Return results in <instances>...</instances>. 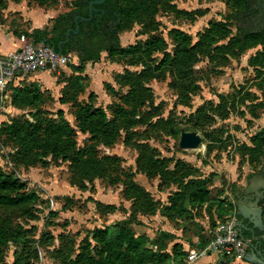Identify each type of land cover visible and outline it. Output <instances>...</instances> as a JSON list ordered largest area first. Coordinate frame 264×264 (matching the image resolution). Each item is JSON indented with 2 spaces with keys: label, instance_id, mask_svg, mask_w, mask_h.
<instances>
[{
  "label": "rangeland",
  "instance_id": "obj_1",
  "mask_svg": "<svg viewBox=\"0 0 264 264\" xmlns=\"http://www.w3.org/2000/svg\"><path fill=\"white\" fill-rule=\"evenodd\" d=\"M69 1L39 4L33 0H6L0 17V34L20 37L21 33L37 24L35 18L25 11H53L59 14L69 9ZM157 8L152 18L156 29L135 20L130 26L119 30L120 43L127 45L144 40L150 33L156 32L166 38L168 49L172 50L171 28L186 30L195 41L197 34L207 27L211 19L226 18L232 34L237 32L236 23L227 17L230 7L223 0H172L161 3ZM198 8H206L207 11L203 15L184 13L185 10ZM51 23L49 21L47 24ZM47 24L41 23L42 27ZM230 39V36L222 38L217 44H228ZM257 40V44L238 55L235 54L237 46L233 44L223 50H213L211 56L200 51L193 67L183 68L185 71L192 69V72L190 76L182 77V84L176 87L178 82H175L171 72L146 79L144 84L148 88L141 91L140 99L129 102H125L123 97L129 88L126 84L128 80L121 74L127 69L137 72L142 68L141 64H131L123 57L110 56L106 50L101 51L99 60L87 61L82 73L87 87L78 98L88 100L93 90L96 92L93 103L106 108L110 117L114 109L121 107L126 109L128 115L140 117L128 130L122 127L121 135L113 144L96 143L98 156L114 155L118 161L117 168H111L105 176H96L91 180L84 178L69 159L53 158L51 155L48 156L49 164L18 161L14 158L13 144L0 139V166L27 181L28 188L39 194V199L29 207V212L24 208L0 206V218L14 228L24 229L32 264H60L62 252L69 251L71 246L77 248L91 229L129 217L133 212V199L126 195L125 182L130 179L144 186L161 204L168 202L169 195L178 185L173 182L162 184L160 175H149L139 167L138 160L144 157V146L139 147L140 142L150 144L145 153H155L158 157L173 160L180 158L189 163L194 174L210 177L213 194L233 198L232 186L245 183L251 169L263 162V158L250 161L245 147L250 145V136L264 127V67L251 64L253 56L264 50L263 39L255 38L253 42ZM154 56L159 58L161 53L155 52ZM72 63H79L74 50L67 62L68 67L65 66L59 73L54 72L55 81L53 74L37 70L36 73H42L41 81L44 84L36 82L41 89H48L44 91V101L40 106L51 117H55L57 110L63 108L69 123L76 126L75 107L59 100L64 80L75 73ZM34 72H29L26 77ZM26 77L25 83L28 82ZM29 109L15 106L12 91L9 90L7 97L0 98V124L23 115L32 119ZM182 129L201 134L203 139L197 148L180 147ZM126 131H133L131 141L125 139ZM90 135L78 130L77 145L83 147ZM173 165L174 162L171 167ZM98 200L104 204L114 203L116 208L99 206ZM201 211L204 213L203 222L208 223L210 213L206 205ZM212 213L215 221L221 218L215 207H212ZM178 224L157 211L155 214L138 213L131 226L136 233L147 234L151 238L158 231L167 229L183 235L188 241L194 240L196 225L189 224L181 233ZM15 248L14 242L8 244L0 264H12ZM184 259L182 263L172 260L165 264L193 262L187 263V256ZM226 259L232 262L231 257Z\"/></svg>",
  "mask_w": 264,
  "mask_h": 264
},
{
  "label": "trees",
  "instance_id": "obj_2",
  "mask_svg": "<svg viewBox=\"0 0 264 264\" xmlns=\"http://www.w3.org/2000/svg\"><path fill=\"white\" fill-rule=\"evenodd\" d=\"M33 1L52 4L58 0ZM113 1L110 6L95 5L96 10L91 19L79 18L76 21L77 15L89 16V4L83 0H70L69 9L52 17L50 25L34 27L21 33L34 43L43 41L54 46L57 51L61 48L63 54H71L73 50L77 52L79 63L71 64L75 73L66 77L63 93L59 97L61 102L71 103L75 107L77 124L73 126L69 123L63 108H59L56 116L51 117L49 112L40 106L44 101V91L48 89H41L36 81L25 83L23 79L19 83L11 84L12 103L22 108L29 107L32 116V119L24 115L17 116L0 124V139L13 144L16 160L49 164V155L53 158L69 159L78 168L79 173L90 180L96 176H105L111 168H117L116 156H98L96 143L113 144L121 135V128L128 130L140 117L128 115L124 107L114 109L110 117L106 108L93 103L96 96L93 90L90 91L88 100L78 98L87 87L85 76L82 74L85 63L99 60L101 51L106 50L110 56L123 57L131 64L142 65L137 72L127 69L121 74L128 80L126 84L129 88L123 97L125 102H129L140 99L141 91L148 88L144 84L146 79L171 72L175 82H178L176 87L182 84V77L190 76L192 72V69L185 71L183 68L193 67L200 51L211 56L213 50H223L222 48L233 44L237 46L235 54L238 55L257 44L258 40L253 42L255 38H262L264 41V25L260 29L245 31L237 23L238 16L250 5L251 0H223L230 7L227 17L236 23L237 32L234 34L226 24V18L211 19L207 27L197 34L195 41L192 34L186 30L171 28L169 34L173 40L172 50L168 49L166 38L156 32L150 33L144 40L122 45L119 30L130 26L135 20L156 29L152 20L154 12L161 3H169L172 0ZM5 7L6 0H0V17ZM206 11V8H198L194 11L185 10L184 13L203 15ZM77 23L78 32H71L69 40L62 42L66 38L67 30L76 29ZM228 36L231 38L228 44H217L220 39ZM155 52L161 53V56L157 58L154 56ZM252 59V65L264 67V50ZM78 130L91 134L83 147L77 145ZM179 131L178 128L177 132ZM132 137L133 131H126L125 139L131 141ZM138 145L144 146V157L138 160L139 167L149 175H160L162 184L173 182L178 188L169 195L167 203L161 204L144 186L132 179L128 180L125 182V192L133 199L132 214L111 224L91 229L90 234L80 241L77 248L71 246L69 251L62 252L60 264H165L172 260L182 263L189 253V249L184 248V241L189 243L190 248L203 245L209 239L217 220L235 210L233 198L218 197L212 193L209 176L194 174L190 164L180 158L173 160L169 157H158L155 153H145V149L150 148L148 142H140ZM245 147L250 161L264 159V127L250 136V145ZM172 162L174 165L171 167ZM38 199L39 194L28 188L27 181L0 166V206L11 209L24 208L29 212V207ZM97 203L110 209L116 208L114 203L104 204L99 200ZM204 205L210 213L208 223L202 220L204 213L201 209ZM212 207L217 209L218 216L221 217L216 218V221L212 218ZM157 211L177 221L181 233L189 224L196 225L194 240L188 241L183 235L179 236L167 229L158 231L152 238L134 231L131 223L137 219L138 213L155 214ZM10 242L16 245L12 264L33 263L24 229L14 228L0 218V262L4 259L6 247ZM214 264L232 263L226 257H220Z\"/></svg>",
  "mask_w": 264,
  "mask_h": 264
},
{
  "label": "built area",
  "instance_id": "obj_3",
  "mask_svg": "<svg viewBox=\"0 0 264 264\" xmlns=\"http://www.w3.org/2000/svg\"><path fill=\"white\" fill-rule=\"evenodd\" d=\"M19 39L22 44L14 51H0V98L7 97L11 84L22 81L31 71L49 70L59 73L70 59V54L56 53L43 41L34 43L32 39L22 34ZM249 247L248 242L239 233L237 218L232 213L217 220L209 239L195 248L189 249L187 263L200 257L217 254L220 257H231L232 264L244 262V254Z\"/></svg>",
  "mask_w": 264,
  "mask_h": 264
},
{
  "label": "water",
  "instance_id": "obj_4",
  "mask_svg": "<svg viewBox=\"0 0 264 264\" xmlns=\"http://www.w3.org/2000/svg\"><path fill=\"white\" fill-rule=\"evenodd\" d=\"M100 0H91L89 5V17L76 16V21L81 19H91L94 4ZM76 29L69 28L66 32V38L62 42H67L71 31L77 32ZM119 35V32H118ZM56 53H62L54 46L49 45ZM63 54V53H62ZM202 136L195 130L182 129L179 145L182 148H197L202 142ZM234 189V187H233ZM243 194L236 203V208L232 212L238 218L237 224L239 233L249 244V249L244 254L245 259L256 264H264V208L261 202L264 200V175H253L249 178L246 186L243 188Z\"/></svg>",
  "mask_w": 264,
  "mask_h": 264
},
{
  "label": "crops",
  "instance_id": "obj_5",
  "mask_svg": "<svg viewBox=\"0 0 264 264\" xmlns=\"http://www.w3.org/2000/svg\"><path fill=\"white\" fill-rule=\"evenodd\" d=\"M25 13L29 14L30 16H33L35 18V20L37 21L36 22L37 24H35V26H33L32 28H34V27H42L41 23H43V24L49 23L50 19L58 14V13L57 14L54 13L53 11L41 12V11H38V10H28V11H25ZM21 44H22V42L19 39V37H17V36L15 37V36L12 35L11 37L10 36L7 37L5 34H0V51L3 52V53L12 52L16 48H18ZM42 71H45V72L47 71L48 73L54 75V73L49 71V70H42ZM36 72L37 71H35L32 75L31 74L28 75L26 77V79H28V81H37V82H40V83L44 84L41 81L42 73L40 74V72L39 73H36ZM55 80H56V76L54 75V81ZM53 86H54V82H52V87ZM46 87H48V86H46ZM247 182L248 181H246L245 183L242 182L243 188L246 186ZM261 205L264 208V200L261 202ZM263 219H264V211H263ZM189 247H190L189 243L187 241H184V248L187 249ZM248 249H249V247H248ZM218 260H219V256L217 254L213 253V254H209V255L200 257V258H198L197 260L193 261L190 264H205V263L214 264ZM235 264H256V263L250 262L247 259H244V262L236 261Z\"/></svg>",
  "mask_w": 264,
  "mask_h": 264
},
{
  "label": "flooded vegetation",
  "instance_id": "obj_6",
  "mask_svg": "<svg viewBox=\"0 0 264 264\" xmlns=\"http://www.w3.org/2000/svg\"><path fill=\"white\" fill-rule=\"evenodd\" d=\"M90 1L91 0H83V2H88L89 5H90ZM113 2H114L113 0H100L98 3L94 4L93 12L94 10H96L95 5H109L110 6V4ZM93 12H92V16H93ZM77 16H81V15H77ZM75 20H76V17H75ZM85 20H89V19H85ZM237 20H238L237 23L240 24V26H242V29L245 31H252L255 29H260L264 25V0H251L250 5L242 11V13L238 16ZM71 32H74V31H71ZM259 174L264 175V159H263V162L257 168L251 169V173L246 178V181H248V179L251 176L259 175ZM232 194H233V201L235 203V208H236V203L238 199L242 195H244L242 183L239 182L236 185V187H234Z\"/></svg>",
  "mask_w": 264,
  "mask_h": 264
}]
</instances>
